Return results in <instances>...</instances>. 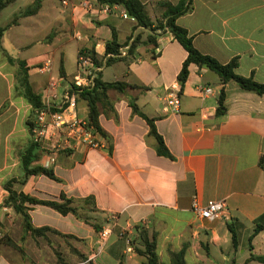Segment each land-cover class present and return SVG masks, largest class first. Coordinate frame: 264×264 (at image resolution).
I'll return each mask as SVG.
<instances>
[{"label":"crops","instance_id":"1","mask_svg":"<svg viewBox=\"0 0 264 264\" xmlns=\"http://www.w3.org/2000/svg\"><path fill=\"white\" fill-rule=\"evenodd\" d=\"M34 1L14 0L6 7L19 5L20 14L0 37V228L6 241H0V264H73L74 255L93 251L111 215L117 216V228L95 264H140L143 258L135 249L126 254L118 235L128 230L134 247L140 248L136 227L155 235L162 264L170 262L171 253L182 250L186 264H228L231 260L264 264L248 261L251 255L264 253V229L254 233L264 215V164H260L264 162V95L228 82L223 86L225 113L217 115L219 77L190 65L178 111L164 113L160 98L167 88L179 85L177 77L187 56L169 31H157L154 46L147 42L148 30L118 15L86 14L80 7L83 0H65L66 6L64 0H40L35 15H22ZM140 2L156 22L163 16V3L177 5L179 0ZM176 25L187 31L202 54L221 64L236 60L239 76L264 84V0H193L191 11L178 17ZM113 31L124 47L136 35L140 44L131 57L103 64L102 81L148 89L108 92L109 106L101 109L98 118L107 136V140L101 138L104 149L67 142L64 132L50 130L35 148L30 168L43 166L53 157L50 168L57 180L26 176L22 156L31 146L35 112L18 90L15 61L32 67L28 75L35 93L41 96L49 80L58 81L63 92L77 74L81 51H93L104 63ZM35 43L42 46L36 52ZM69 56L74 57L72 70ZM47 58L52 59V70L40 74L37 68ZM61 64L65 78L59 75ZM206 87L212 93L204 96L198 89ZM131 100L154 121L173 160L156 154V141L146 121L132 113ZM87 115V103L76 97L74 116L87 120ZM9 190L44 201L60 202L64 195L75 201L82 218L24 203L34 228L60 233L33 236L24 230L22 215L8 200ZM194 196L202 206L223 201L228 220L195 216L190 210ZM259 223L264 227V221ZM229 225L237 234L235 248ZM58 246L62 247L60 262L55 256Z\"/></svg>","mask_w":264,"mask_h":264},{"label":"trees","instance_id":"2","mask_svg":"<svg viewBox=\"0 0 264 264\" xmlns=\"http://www.w3.org/2000/svg\"><path fill=\"white\" fill-rule=\"evenodd\" d=\"M14 0H0V12L5 9L10 3ZM101 3H109V4H119L124 7V9L128 12L129 15L133 16L136 19L137 27L148 30L150 32L148 36L147 42L157 46V36L159 35L157 31L167 30L171 33L174 40L178 42L182 48L185 50L187 56L184 60L179 75L177 77L178 82L182 86L188 78L189 66L194 65L198 68H205L212 72H214L220 80V84L222 89L219 93L218 97V106H217V115H223L225 113V92L223 86L228 82H233L239 88L247 91H253L258 95H264V84L255 82L252 78H245L239 76L236 73L237 61L231 60L227 64H221L214 58L202 54L198 51L192 41V37H190L187 31L180 26L176 25V19L188 12L192 9V1L193 0H179L177 5H171L170 3H163L164 13L160 20L156 22H152L146 12L145 5L140 2V0H98ZM41 8V1L35 0L34 3L29 6L22 15L24 16H32L35 15L39 9ZM17 18H14L12 22L7 24L4 27H0V37L2 33L6 31L7 27L11 24L15 23ZM140 44V35H136L132 42L128 47L127 54L125 58H120L118 56L119 50L124 47L122 44H119L117 41V37L115 32H112V40L108 42L105 46L106 56H110L106 59L104 65L109 66L113 62L119 59H127L133 55L134 50ZM127 45V44H126ZM92 55V58L96 65L101 66L103 63L101 60L95 56L93 51H86ZM10 62H14L11 58H9ZM17 64V74L16 81L18 84V90L20 91L22 97L31 104L34 112L42 107V99L38 93H35L32 89V86L29 81V71L32 67L28 66L26 62L21 60H16ZM59 75L61 78H65V73L63 70L62 64L59 68ZM72 87L73 84H71ZM126 88L131 89H141L147 90L146 87H141L137 85H129L124 82H104L101 79L100 72L98 73L97 78L95 79L94 85L90 88H81L76 91V95L78 98L84 100L88 106V115H87V124L88 127L92 128L93 131L98 134L104 140H107V136L105 132L99 125V115L101 114V109L107 108L109 106V91H115L119 93H123ZM73 92V91H71ZM130 107L132 109V113L139 116L149 126V134L156 141V154L161 157L168 158L173 160V156L170 154L168 149L166 148L162 137L157 133L156 128L154 126V121L152 119H148L137 107L133 100L129 101ZM31 124L30 129L33 127ZM37 147V144L31 142L30 148L25 152L22 156V165L24 168V172L27 175H43L51 180H57L54 176V173L51 168H45L43 166H30L33 163L34 158V150ZM260 164L263 165V160H260ZM8 200L14 206V209L19 212L24 220V230L26 232L31 233L33 236H41L44 235L45 232H51L54 234L60 235L57 231L51 228H34L31 223L29 216L27 215L25 208H23L24 203H28L29 205H41L46 206L59 214L65 216L67 214H73L78 218H82L80 215V208L75 206V201L72 199H67L64 195L60 197V202L58 201H44L38 200L36 198H32L30 196L24 195L22 193H15L9 190V198ZM92 198L86 200L91 201ZM264 221V215H262L257 224L254 233H258L263 230L264 227L259 222ZM96 231L100 230L98 226L95 227ZM229 231L232 235V246L235 248L237 245V234L231 225L228 226ZM137 237L139 241L140 248L134 247L136 253L143 258V261L140 264H162L158 256L156 254V237L154 234H149L147 230L142 228H137ZM135 240L133 241L134 244ZM135 246V244H134ZM81 256L80 254H77ZM86 256L82 255V260L85 259ZM58 262L61 261V258H57ZM248 261H257L264 262V253L261 256L251 255ZM121 264V263H120ZM167 264H186L184 260V251H180L179 253H171L170 254V262ZM228 264H237L234 260H231Z\"/></svg>","mask_w":264,"mask_h":264},{"label":"built area","instance_id":"3","mask_svg":"<svg viewBox=\"0 0 264 264\" xmlns=\"http://www.w3.org/2000/svg\"><path fill=\"white\" fill-rule=\"evenodd\" d=\"M62 5L66 6L67 2L65 0L62 1ZM80 7L86 14L92 16L103 17L118 15L123 20L136 23V19L129 15L128 12L122 9L118 4L101 3L97 0H83ZM132 40L133 38L129 44ZM128 47L129 45L120 49L118 56L124 57L127 54ZM109 57L110 56H106V59ZM52 65V59L47 58L37 68V71L40 74H49L52 70ZM103 66L104 65H96L90 53L81 51L77 57V74L74 76L72 82L74 87L71 86L68 90L61 92L58 81L49 80L47 82L41 95L42 107L35 110V122L31 128L33 143L37 145L41 144L46 139L48 132L52 130L54 132H64L67 142L72 141L85 145L88 148L104 149L105 141L102 140L92 128L88 127L87 120H79L74 116L77 97L76 91L81 88L92 87ZM178 84V86H170L167 88L166 94L160 98L164 113H174L179 109L181 85L179 82ZM198 91L204 96L212 93V89L209 87L199 88ZM53 163L54 158L51 157L44 162L43 167L50 168ZM190 210L195 216L203 220H228L226 206L223 201L209 202L207 205L202 206L197 196H194L191 201ZM108 224L109 225L101 231L93 251H91L85 259L74 264H95L107 240L117 228V216L111 215ZM118 235L124 242L125 253L133 254L134 244L128 230H121ZM3 236V231L0 228V240Z\"/></svg>","mask_w":264,"mask_h":264},{"label":"rangeland","instance_id":"4","mask_svg":"<svg viewBox=\"0 0 264 264\" xmlns=\"http://www.w3.org/2000/svg\"><path fill=\"white\" fill-rule=\"evenodd\" d=\"M19 5H14V6H10L8 8H5L3 10V12L1 13L0 15V26L1 27H4L5 25L9 24L10 22H12L13 18L15 15H18L20 14V8L18 7ZM43 33H38V35L36 36V40L40 38L41 35H43ZM37 43L39 44V41H37ZM37 43H35V48H34V51H39V49L42 47L40 45H38ZM34 52V53H35ZM70 62H72V65H71V70L74 68V57H71L69 56L68 58V63H69V66H70ZM5 237L3 236V238L0 240L1 242H6L5 240ZM62 247L61 246H58L56 248V252H55V256L56 258H63L62 257ZM74 257L76 258V262L78 261H81L82 260V255L79 256V255H74ZM75 262V263H76ZM58 264V263H56ZM62 264H68V263H62ZM74 264V263H73Z\"/></svg>","mask_w":264,"mask_h":264}]
</instances>
